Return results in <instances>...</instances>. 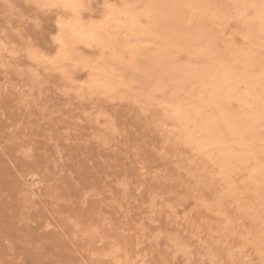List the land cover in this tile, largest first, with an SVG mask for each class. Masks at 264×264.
I'll use <instances>...</instances> for the list:
<instances>
[{
    "label": "rangeland",
    "instance_id": "374dc122",
    "mask_svg": "<svg viewBox=\"0 0 264 264\" xmlns=\"http://www.w3.org/2000/svg\"><path fill=\"white\" fill-rule=\"evenodd\" d=\"M77 1L96 39L61 43L59 4L0 0V264H264V9ZM97 217L137 254L71 232Z\"/></svg>",
    "mask_w": 264,
    "mask_h": 264
},
{
    "label": "bare ground",
    "instance_id": "6f19581e",
    "mask_svg": "<svg viewBox=\"0 0 264 264\" xmlns=\"http://www.w3.org/2000/svg\"><path fill=\"white\" fill-rule=\"evenodd\" d=\"M45 2H48L50 4H59L61 6H63V9L66 8L71 15H69L67 18H62L61 22H58L60 25V29H59V33L56 34L57 38H59L60 42L62 37H64L63 35H71L76 37V39L80 40L79 38L83 39V40H89L90 39H96L98 37L97 35V31H96V27L97 24L92 23H87V24H83V22L80 21V17L78 14V10L77 8H72V7H65L66 4H77L79 5L77 0H45ZM227 2V1H226ZM225 2V3H226ZM224 4V3H223ZM259 5L260 8L264 9V0H257V3ZM109 5V4H108ZM107 5V7H108ZM110 6V5H109ZM111 6H113V3H111ZM108 7L107 11H106V15L103 21H101V25L100 23L98 25L105 26V23L108 19H117V14H122L124 12L123 10V6L122 8L118 7V8H114V7ZM81 8V7H80ZM62 9V10H63ZM66 10V11H67ZM126 10V9H125ZM65 11V10H64ZM66 11L64 12L65 14ZM104 15V14H103ZM259 15V14H258ZM264 17V16H263ZM121 18V17H120ZM70 36V37H71ZM68 37V36H67ZM66 39V38H65ZM73 39V37H72ZM63 40V39H62ZM82 41V40H81ZM62 43V42H61ZM63 49V48H62ZM28 53V52H27ZM58 53V51H57ZM42 54V53H41ZM64 54V53H63ZM44 56V55H43ZM42 56V57H43ZM61 56V55H59ZM64 56V55H63ZM32 57V56H31ZM58 57V56H57ZM33 58V57H32ZM36 58V57H35ZM41 59V58H40ZM53 59V58H52ZM39 60V59H38ZM49 61V60H48ZM20 71V70H19ZM254 89V88H253ZM22 100V99H21ZM26 103V102H25ZM19 124V123H18ZM15 126V125H14ZM21 129V128H20ZM23 135V134H22ZM9 141L11 144H13V146L16 148V150H18L19 152H23V154L25 153L24 150L26 148V139H19L18 138V133L15 131H11L10 136H9ZM163 142V141H162ZM22 154V153H21ZM19 156V155H18ZM31 200V199H30ZM29 207V206H28ZM100 215V214H99ZM59 216V215H58ZM71 216V215H70ZM98 216V215H97ZM78 218V217H77ZM91 218V217H90ZM70 220V219H69ZM68 221V220H67ZM88 222V221H86ZM114 222V221H113ZM113 222L111 221H106L101 217H97V219L93 220L91 219L90 222L86 223L85 226L83 227H78V225L76 223H73V227H71L70 229L73 228V232L74 234L80 232L79 234H82L80 237H82V244L87 245L90 249H92L91 251L95 250L96 253L98 254H94L95 256L100 255V252L102 254L103 252V256L101 255V257H108V258H114V259H125V258H131L133 257L135 254H137V249L136 248L138 245L137 243L134 246H122L123 241H122V237L124 234H128L129 237L133 238V234H131L130 232H127L128 230L122 229L120 227L114 226ZM119 222V221H118ZM116 224V223H115ZM126 224L122 223V227H124ZM141 227V226H140ZM1 228V227H0ZM125 228V227H124ZM133 230V229H132ZM129 230V231H132ZM135 234V233H134ZM75 236V235H74ZM137 238V237H136ZM180 238V237H179ZM134 239V238H133ZM97 240H99V243H97ZM137 240V239H136ZM253 240V239H252ZM137 242V241H136ZM81 243V242H80ZM254 243V242H253ZM3 244V243H2ZM82 244H80L82 246ZM137 245V246H136ZM170 246V245H169ZM174 246V245H173ZM176 246L179 249H183L184 244L180 241L176 242ZM257 246V245H256ZM259 246V245H258ZM83 247V246H82ZM87 248V247H86ZM83 249L85 250V248L83 247ZM100 249L102 251H100ZM173 249V248H172ZM207 249V248H206ZM209 249V248H208ZM87 251L89 250L88 248L86 249ZM99 251V252H97ZM185 251V249H184ZM180 252V251H178ZM90 253V250H89ZM91 254V253H90ZM89 254V256H90ZM93 254L91 256H93ZM94 256V257H95ZM93 258V257H92ZM100 258V256H99ZM97 259V257L95 258V260ZM113 259V260H114ZM94 260V261H95ZM98 260V259H97ZM104 261V258L102 259ZM107 259H105L106 261ZM110 260V259H108ZM264 260V259H262ZM104 261V262H105ZM112 261V260H111ZM120 261V260H119ZM133 261V260H132ZM100 262V261H99ZM110 262V261H109ZM109 262H105V264H110ZM114 262V261H112ZM122 262V261H121ZM211 262V261H210ZM112 264V263H111ZM118 264V263H117ZM120 264V263H119Z\"/></svg>",
    "mask_w": 264,
    "mask_h": 264
},
{
    "label": "snow or ice",
    "instance_id": "6c2138e0",
    "mask_svg": "<svg viewBox=\"0 0 264 264\" xmlns=\"http://www.w3.org/2000/svg\"><path fill=\"white\" fill-rule=\"evenodd\" d=\"M65 7H72V8H77V7H83V5H77V4H66Z\"/></svg>",
    "mask_w": 264,
    "mask_h": 264
}]
</instances>
